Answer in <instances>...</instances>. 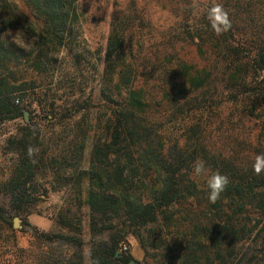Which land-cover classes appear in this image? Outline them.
I'll return each instance as SVG.
<instances>
[{
    "label": "trees",
    "instance_id": "obj_1",
    "mask_svg": "<svg viewBox=\"0 0 264 264\" xmlns=\"http://www.w3.org/2000/svg\"><path fill=\"white\" fill-rule=\"evenodd\" d=\"M25 2L36 19L43 21L42 29L24 20L16 5L0 0V125L20 119L32 105L29 91L37 86L27 78L30 71L45 74L54 83L63 66L59 56L64 49L72 57L67 67L76 71L81 67V56L72 48L80 19L79 0ZM205 3L207 7L197 12L200 16L192 17L187 8L193 0H179L173 7L174 25L186 38L180 47L150 48L147 53L143 43H133L131 33L137 21L144 20L137 11L143 12L145 3L137 7L138 0H131L132 6L114 12L101 59L99 92L111 108L106 124L109 136L102 144L90 145L88 131L76 124L64 149L73 159H83L91 147L90 160L86 167L75 168L69 178L66 170H60L56 179L68 178L57 188L65 186L67 191L72 184L69 190L74 192L75 205L91 213L93 232L118 233L108 243L94 245L86 256L43 258L38 264H86V260L130 264L131 257L120 243L126 235L139 238L143 232L149 238L155 234L159 241L150 247L166 248L159 264H229L236 258V245L264 223V170L255 173L256 157L245 155L247 143L237 141L245 134L246 123L264 117V0ZM217 4L231 22L220 35L208 19L209 10ZM186 48L193 53H183ZM52 117L57 119V113ZM214 117H222L227 125L223 133L221 126L212 123ZM184 135L186 143L180 140ZM224 136L237 143L230 141L226 149L217 146ZM7 144L16 160L1 189L9 196L12 210L26 215L25 209L36 203L42 188L38 177L46 169L48 141L40 130L26 124ZM197 160L205 161L206 175H195ZM215 172L226 175L230 183L212 203L207 178ZM176 205H195L209 214L190 218L186 210L176 221ZM3 212L0 207V221ZM115 219L122 221L110 223ZM183 223H187L185 229ZM257 236L264 250V226ZM45 237L50 242L81 244L76 236ZM172 237H176L174 242ZM259 263L264 264V257Z\"/></svg>",
    "mask_w": 264,
    "mask_h": 264
},
{
    "label": "rangeland",
    "instance_id": "obj_2",
    "mask_svg": "<svg viewBox=\"0 0 264 264\" xmlns=\"http://www.w3.org/2000/svg\"><path fill=\"white\" fill-rule=\"evenodd\" d=\"M8 1L16 5L23 19L37 30L44 27L43 21L36 19L25 0ZM206 1L193 0V4L187 8L192 12V17L200 16L197 12L207 7ZM177 2L179 0H138L137 7L145 3L144 11H137L144 20L137 21L131 33L133 43H143L145 53L150 48L163 51L171 48L172 45L181 46V41L186 37L185 33L183 34L180 29L177 30L175 28L177 26L174 25L176 13L173 7H177ZM130 4L131 0H79L80 19L76 27L77 38L72 48L74 53L81 56V67L78 71L67 67L72 57L68 50L64 49L59 56L63 66L60 74L56 75L54 83H50L49 77L45 74L38 75L30 71L27 78L29 81H35L37 88L34 92L29 91L31 95L28 102L32 105L25 109L28 112V121L23 115L18 120L0 125V207L4 211V220L0 221V264H38L43 258L69 259L73 257L77 259L79 255L86 256L94 245L108 243L112 237L117 236V230L101 229L99 232H93L91 213L87 207L79 208L75 205L74 192L69 190L72 184L69 185L67 191L64 189L65 186L63 189L57 186L61 182H66L75 168L86 167L90 160L88 154L91 147L83 159L80 157L73 159L71 153L64 149L66 142L73 137L76 124L84 125L89 139L91 138L90 145L102 144L105 137L109 136L106 124L111 115V108L100 98L99 94L103 69L101 59L106 48L114 12ZM131 9L133 10V7ZM183 53H193V50L186 48ZM52 113H57V119H53ZM72 114L75 115L73 118L70 117ZM84 116L86 117L83 118ZM222 117H214L212 123L215 127L221 126L223 133L227 125H223L225 122ZM26 124L32 125L46 136L49 151L44 175L38 177V184L42 188L36 195L37 201L28 210L25 209L26 215L18 216L10 206L9 196L3 192L1 187L9 180L16 160V155L8 149L7 140L15 136ZM72 130L73 132L69 134ZM180 140L186 143L188 138L184 135ZM233 140L226 139L224 136L221 140H217V146H224L226 149V145L230 141L233 143ZM237 141L247 143L243 152L245 155L256 157L264 154V117L261 121L246 123L245 134ZM53 157H56L58 162H62V165L54 164ZM68 165L77 167L69 168ZM60 170H66L65 177L68 178L56 179ZM44 188H48V192ZM186 210L190 218L195 214H200L202 217L205 213L209 214L207 210L196 209L195 205L192 207L176 205L173 208V219L178 221L185 216ZM209 216L213 218V215ZM16 219L20 221L18 225H16ZM121 221L115 219L110 223L118 225ZM66 224L72 225L78 231H70ZM263 224L262 222L252 236H247L236 245V258L230 259L229 264H258L260 262L264 257V250L261 244L262 238H259L257 234L264 226ZM186 227L187 223H183V229ZM118 228L121 229L122 226ZM46 235L76 236L81 244L74 246L57 239L50 242L46 239ZM175 238L172 237L173 242ZM172 240L170 239L171 247L173 246ZM156 243L159 241L155 234L151 233V238H149L148 232H143V236L139 238L131 234L126 235L120 247L123 252L130 255V264H159L167 250L162 247L163 245L159 249L149 246ZM124 247H127V251Z\"/></svg>",
    "mask_w": 264,
    "mask_h": 264
},
{
    "label": "clouds",
    "instance_id": "obj_3",
    "mask_svg": "<svg viewBox=\"0 0 264 264\" xmlns=\"http://www.w3.org/2000/svg\"><path fill=\"white\" fill-rule=\"evenodd\" d=\"M208 19L217 35L226 32L231 27L228 13L224 10L222 5L217 4L213 6L209 10ZM253 167L256 174H260L261 171L264 170V154L256 156ZM193 168L194 173L197 176L206 175L208 172V169L205 167V161L203 160H197L193 165ZM229 183V178L219 172L212 173L208 176L207 187L209 189V201L215 203L218 199H220L221 193L225 191ZM86 255H88V253H86ZM86 264H96V262L86 260Z\"/></svg>",
    "mask_w": 264,
    "mask_h": 264
},
{
    "label": "water",
    "instance_id": "obj_4",
    "mask_svg": "<svg viewBox=\"0 0 264 264\" xmlns=\"http://www.w3.org/2000/svg\"><path fill=\"white\" fill-rule=\"evenodd\" d=\"M24 117H25L26 121H28V112H26V111L24 112ZM15 222H16V225H18L20 221L18 219H16Z\"/></svg>",
    "mask_w": 264,
    "mask_h": 264
},
{
    "label": "built area",
    "instance_id": "obj_5",
    "mask_svg": "<svg viewBox=\"0 0 264 264\" xmlns=\"http://www.w3.org/2000/svg\"><path fill=\"white\" fill-rule=\"evenodd\" d=\"M124 250L127 251V247H124Z\"/></svg>",
    "mask_w": 264,
    "mask_h": 264
}]
</instances>
